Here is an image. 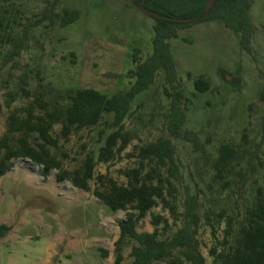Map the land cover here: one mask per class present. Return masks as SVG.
I'll return each instance as SVG.
<instances>
[{
  "label": "rangeland",
  "instance_id": "374dc122",
  "mask_svg": "<svg viewBox=\"0 0 264 264\" xmlns=\"http://www.w3.org/2000/svg\"><path fill=\"white\" fill-rule=\"evenodd\" d=\"M54 1L0 0V15L16 20V34L20 35V25L38 19ZM63 8L78 10L80 20L64 28L46 23L34 29L17 68L4 64L11 46L0 48V137L7 131L11 112L33 99L27 98L24 89L32 96L45 91L53 103L59 100L58 93L77 89L124 92L135 82L128 76L136 68L135 50H140L142 62L153 54L154 20L132 0H60L57 11ZM251 15L255 25L253 55L241 48V35L218 20L183 29L178 39L169 42L186 96L184 131H195L201 139L196 149L172 138L178 149L172 194L181 213L187 188L198 195L202 218L198 241L207 264H217L211 250H222L227 227L226 221L219 222L216 215L221 211L242 215L257 189L264 188V168L251 174L246 184L239 177L232 178L228 189L215 181L213 169L222 145L252 151L264 136V0H254ZM199 77L209 81L208 92L197 91L195 81ZM165 87L171 89L165 73L160 71L152 88L137 97L125 121L131 144L112 163L98 164L96 175L109 174L126 184L123 171L138 166L137 160L128 155L160 138H171V101L164 94ZM106 118L112 119L113 115ZM246 130L249 145L243 142ZM99 131L100 127L73 135L69 142L61 140V150L70 155L66 168L74 169L90 154L98 158L105 144L99 141ZM261 158L264 162V148ZM56 173L46 180L39 167L17 160L13 171L0 177V225L13 228L0 239V264H113L115 243L120 238L119 222L127 212H114L93 193L57 182ZM96 186L93 181V189ZM158 215L169 219L171 225L166 232L162 230V237L172 235L182 225L160 205L139 224L138 231L154 232L152 220ZM134 245L126 243L122 264L134 263L130 256ZM103 251H108V258H104Z\"/></svg>",
  "mask_w": 264,
  "mask_h": 264
},
{
  "label": "trees",
  "instance_id": "16d2710c",
  "mask_svg": "<svg viewBox=\"0 0 264 264\" xmlns=\"http://www.w3.org/2000/svg\"><path fill=\"white\" fill-rule=\"evenodd\" d=\"M134 4L154 20L155 35L153 54L144 62L140 50L134 52V70L128 76L135 80L124 92L107 94L95 89H77L58 93L59 100L51 102L45 91L36 95L24 89L27 98L32 99L26 106L16 108L7 121V131L0 137V177L13 171L15 161L23 160L39 167L47 180L56 173L59 183H70L73 187L93 195L114 212H127L119 222L120 238L115 243L116 259L113 264H122L123 251L127 242H135L130 253L133 264H207L198 241L202 218L199 212V197L186 190L184 212H180L172 191V179L177 174V146L172 138L186 141L199 149L201 139L195 131H184L187 114L184 108L186 96L182 91L170 40L178 39L179 32L194 25L221 21L225 27L241 35V48L253 55L252 40L255 25L251 15L254 0H216L207 12L211 0H132ZM60 0L47 6L39 18L27 25H20L16 34V20L0 15V48L11 46L4 64L17 68L18 59L27 49L32 31L46 23L68 27L81 18L78 10L63 8L57 11ZM165 73L168 86L164 94L171 101L168 131L171 138H160L139 147L129 158L136 159L138 166L123 171L126 184H120L109 174L96 175L98 164H110L121 156L132 142L126 131L125 121L131 115L137 97L152 88L158 73ZM41 82L44 79L40 78ZM43 89V85L39 86ZM198 92L210 90V83L204 77L195 81ZM15 100L12 98V101ZM9 107L10 104H9ZM106 115H113L112 119ZM60 127V131H57ZM100 127L99 141H105L98 158L88 155L74 169L65 167L70 155L61 150V140L69 142L73 135L82 131L92 132ZM108 132H110L108 134ZM243 142L249 145V134H243ZM87 146H85V149ZM264 136L254 150L241 149L224 144L214 162V179L223 189L232 186V178L239 177L244 183L249 176L264 168L261 158ZM239 168V169H238ZM235 179V178H234ZM96 181L93 189L92 182ZM171 196V197H170ZM162 205L168 209L181 226L176 232L162 237L171 229L169 219L155 216L154 232H139V224L149 213ZM219 222L226 221L224 239L220 247L211 250L217 264H264V188L259 187L251 205L242 215H227L221 211L216 215ZM163 224V228L160 226ZM12 227L0 225V239L5 238ZM214 230L215 227H214ZM216 234V231H214ZM108 251H103L108 258Z\"/></svg>",
  "mask_w": 264,
  "mask_h": 264
},
{
  "label": "water",
  "instance_id": "95a60500",
  "mask_svg": "<svg viewBox=\"0 0 264 264\" xmlns=\"http://www.w3.org/2000/svg\"><path fill=\"white\" fill-rule=\"evenodd\" d=\"M215 2H216V0H211L210 1V3L207 6V12H209L213 8Z\"/></svg>",
  "mask_w": 264,
  "mask_h": 264
},
{
  "label": "crops",
  "instance_id": "0c3cea01",
  "mask_svg": "<svg viewBox=\"0 0 264 264\" xmlns=\"http://www.w3.org/2000/svg\"><path fill=\"white\" fill-rule=\"evenodd\" d=\"M6 225H7V224H6ZM8 226H9V225H8ZM10 227H11V226H10ZM12 231H13V228H12L11 232H12ZM11 232H10V233H11ZM10 233H9V234H10ZM9 234H8V235H9Z\"/></svg>",
  "mask_w": 264,
  "mask_h": 264
}]
</instances>
